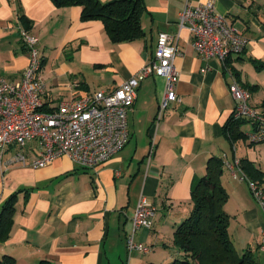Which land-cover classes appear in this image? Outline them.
I'll return each instance as SVG.
<instances>
[{
  "label": "crops",
  "instance_id": "1",
  "mask_svg": "<svg viewBox=\"0 0 264 264\" xmlns=\"http://www.w3.org/2000/svg\"><path fill=\"white\" fill-rule=\"evenodd\" d=\"M142 1L143 35L112 43L100 20L80 19L78 5L0 0V75L18 79L27 66L28 50L19 36V28L27 27L37 38L42 59L46 107L84 92L111 90L136 77L152 57L159 32L173 35L179 96L157 117L165 79L143 77L127 114L128 142L96 168L66 155L42 167L23 166L9 162L17 148L7 147L0 155V210L11 198L14 213L9 236L0 241V258L9 254L15 264L41 259L55 264H168L181 256L172 243L173 231L190 213L193 181L205 174L213 156L223 162L224 209L237 250L250 249L261 264L264 207L228 163L237 171L246 158L264 169V151L252 155L248 147L253 144L230 139L224 126L235 105L228 90L231 73L248 90L249 103L264 111V0H213L247 39L241 53L225 60L200 55L188 28L179 27L184 4L206 0ZM240 128L248 132L252 123L247 120ZM35 147V141L26 144L28 160ZM141 195L156 212L151 226L139 228L135 238L152 249L128 252L126 236Z\"/></svg>",
  "mask_w": 264,
  "mask_h": 264
},
{
  "label": "built area",
  "instance_id": "2",
  "mask_svg": "<svg viewBox=\"0 0 264 264\" xmlns=\"http://www.w3.org/2000/svg\"><path fill=\"white\" fill-rule=\"evenodd\" d=\"M178 23L179 27L188 28L193 36L194 49L205 58L225 60L244 50L247 39L229 23L226 15L217 11L213 0L194 5L185 3L178 14ZM19 36L28 50V64L18 79L0 75V155L9 146L17 148L9 162L42 167L66 155L81 166L96 168L128 142L127 114L143 77L154 74L165 79L157 117L169 104L179 100L173 35L159 32L152 57L141 66L136 77L124 80L114 89L84 92L61 100L51 109H42L45 106L42 99L45 83L37 38L23 27L19 28ZM228 90L235 101L232 118H245L252 123V129L247 133L248 141H264V112L249 103L248 90L232 73ZM30 141H35L36 147L33 157L28 160L24 149ZM228 165L235 177L247 181L253 197L264 207V188L248 179L238 166L237 172L232 164ZM155 212V206L141 195L126 236L128 252L151 251V246L136 240L135 234L139 228L151 226ZM259 248L264 250V232Z\"/></svg>",
  "mask_w": 264,
  "mask_h": 264
},
{
  "label": "trees",
  "instance_id": "3",
  "mask_svg": "<svg viewBox=\"0 0 264 264\" xmlns=\"http://www.w3.org/2000/svg\"><path fill=\"white\" fill-rule=\"evenodd\" d=\"M51 2L57 7L80 6V19L100 20L112 43L130 42L143 35L140 21L144 9L142 0H51ZM51 108L42 107L45 110ZM247 120L234 119L230 115L224 126L225 134L232 140L236 138L248 140L249 131L245 132L240 128ZM238 167L248 179L264 188V169L246 158L240 159ZM223 170L221 158L212 156L208 159L205 174L193 181L190 191V213L173 231L172 243L181 252V256L168 264H258L250 249L238 252L229 230L230 216L224 209L228 192L221 182ZM13 213L14 207L9 198L0 210V241L9 236ZM0 264H15V260L13 256L4 254L0 258ZM37 264L55 263L41 259Z\"/></svg>",
  "mask_w": 264,
  "mask_h": 264
},
{
  "label": "rangeland",
  "instance_id": "4",
  "mask_svg": "<svg viewBox=\"0 0 264 264\" xmlns=\"http://www.w3.org/2000/svg\"><path fill=\"white\" fill-rule=\"evenodd\" d=\"M248 148H250L249 151L252 153V155L259 156L260 155L259 153H261V151H264V141L253 143V146L248 147ZM245 182H246V185L249 189L247 181H245ZM249 191H250V189H249ZM260 258H261V264H264V257L260 256Z\"/></svg>",
  "mask_w": 264,
  "mask_h": 264
}]
</instances>
